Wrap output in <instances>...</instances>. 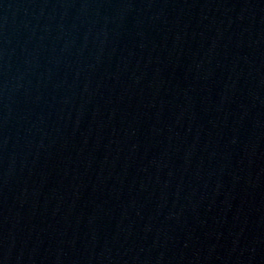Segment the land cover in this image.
Returning a JSON list of instances; mask_svg holds the SVG:
<instances>
[{"label": "water", "instance_id": "obj_1", "mask_svg": "<svg viewBox=\"0 0 264 264\" xmlns=\"http://www.w3.org/2000/svg\"><path fill=\"white\" fill-rule=\"evenodd\" d=\"M0 264H264V0H0Z\"/></svg>", "mask_w": 264, "mask_h": 264}]
</instances>
